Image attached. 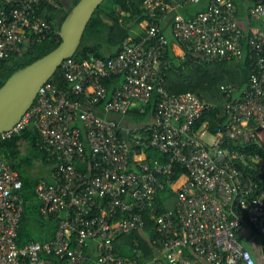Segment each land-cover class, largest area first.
Returning <instances> with one entry per match:
<instances>
[{
    "label": "built area",
    "instance_id": "obj_1",
    "mask_svg": "<svg viewBox=\"0 0 264 264\" xmlns=\"http://www.w3.org/2000/svg\"><path fill=\"white\" fill-rule=\"evenodd\" d=\"M201 2L146 0L150 21L141 41L128 38L112 58L66 60L60 70L69 89L50 80L21 121L0 135V264H86L88 254L92 264H257L238 239L242 228L258 243L264 263V188L256 181L264 179V167L256 175L245 173L237 165L248 166L251 158L230 148L231 143L264 148V0L248 10L251 20L263 24L252 32L239 24L234 0H212L190 19L180 13L185 5ZM43 8L62 11L64 4L0 0V60L22 57L25 45L49 35ZM169 21L183 60L188 55L208 63L250 60L246 89L221 88L227 125L224 132L210 133L211 145L203 142L205 133L193 129L214 106L197 94H170L164 88L166 71L173 68L165 57ZM115 77L122 83L111 92L104 81ZM154 99L152 123L141 129L99 115L127 116L136 105L146 107ZM28 126L37 130V147L53 169L51 181L41 180L35 194L42 216L57 220L58 228L52 241L20 248L23 183L1 145ZM150 148L169 161H139ZM175 165L187 172L188 180L177 190L173 210L153 217L154 245L161 255L141 262L137 242L134 258L116 253L115 239L143 231L144 214L154 213L156 197L173 188Z\"/></svg>",
    "mask_w": 264,
    "mask_h": 264
},
{
    "label": "trees",
    "instance_id": "obj_2",
    "mask_svg": "<svg viewBox=\"0 0 264 264\" xmlns=\"http://www.w3.org/2000/svg\"><path fill=\"white\" fill-rule=\"evenodd\" d=\"M145 1L106 0L91 19L80 48L73 59L84 60L89 56H94L97 59H107L117 55L123 43L132 37V31L150 21L144 9ZM164 1L171 2L172 0ZM234 2L236 5L238 4L236 0ZM258 2L259 0L253 2L251 7ZM78 3L79 0H72L71 6L69 8L64 6L62 11H55L48 8L42 9L40 14L46 17L50 23L49 35L40 43L25 45L22 57L12 56L6 60H0V89L16 72L51 54L60 46L62 42L60 36L61 26ZM201 4L195 6L185 5L180 13L187 19L193 18L198 13L206 10L207 7ZM242 12L241 8H238V21L244 15ZM245 16H248V12H245ZM141 31L139 37H134L135 42L141 41L145 36L146 31ZM171 49H173V52ZM176 52V47L172 42L165 55L166 59L171 60L173 64V68L166 71L164 81L165 90L170 94L177 95L194 93L214 106L211 112L206 113L196 123L193 129L194 132H199L206 123L209 125L208 132L210 131L214 135L219 132H224L227 119L224 117V100L220 95L221 88L226 85H236L240 91L247 88L251 78L249 58L244 60L230 58L222 62L208 63L202 58L196 56L190 57V55H188L189 57L187 56L188 58L186 60H182L175 56ZM51 82L64 91H67L70 87L63 79L60 69L51 79ZM121 83L122 79L120 77L104 81V84L111 92L121 85ZM155 103L156 101L154 99L146 107L138 104V107H134L135 109L133 108L127 116L131 117L130 119L136 124L135 126L141 129L140 124L146 121L149 114L152 116L154 113ZM99 115L106 118L103 112H100ZM117 121L119 122V120ZM39 138L37 130L32 126H28L19 135H14L1 145L4 158L19 173L23 183L21 197L24 211L18 229L17 240L20 248L31 243H48L52 241L55 238L58 228L57 220L54 218L45 219L42 216V205L35 194V189L39 182L41 180H47L33 175L32 170L37 163H43L45 166L51 167V175L53 172L52 165L47 162L45 153L37 147ZM23 143H26L28 147L27 153L25 154L22 152ZM230 148L252 159L248 160V166L241 164L237 166L247 174L256 175L257 169H260V167L254 162V157L258 155L264 161V148L255 143L247 145L231 143ZM145 152L148 155L147 162L150 165H154L156 162L164 164L169 161L168 156L154 149H145ZM131 162L133 167L132 157ZM249 166L252 167V170L249 169ZM79 169L82 170L83 168ZM173 180L175 182L173 188L167 189L164 193L156 197L155 212L148 211L144 214L146 226L143 231L131 235H121L115 239L114 248L116 253L124 257L134 258L132 249L137 242V248L143 254V260L141 262L148 263L161 255L160 248L154 245V241L156 240V221L153 217L164 211L173 210L169 205L168 198L164 199V194H169L170 197L175 198L179 187L188 180L187 172L179 165L174 166ZM47 181H51V178ZM256 181L260 189L264 188L263 178L256 177ZM127 247H129V253H127L128 250L127 252L125 250ZM92 260L93 258L88 254L86 264H92ZM162 261L163 263H167L163 257Z\"/></svg>",
    "mask_w": 264,
    "mask_h": 264
},
{
    "label": "water",
    "instance_id": "obj_3",
    "mask_svg": "<svg viewBox=\"0 0 264 264\" xmlns=\"http://www.w3.org/2000/svg\"><path fill=\"white\" fill-rule=\"evenodd\" d=\"M106 0H80L61 26V44L51 54L16 72L0 89V135L10 132L33 107L40 89L80 48L95 12Z\"/></svg>",
    "mask_w": 264,
    "mask_h": 264
},
{
    "label": "crops",
    "instance_id": "obj_4",
    "mask_svg": "<svg viewBox=\"0 0 264 264\" xmlns=\"http://www.w3.org/2000/svg\"><path fill=\"white\" fill-rule=\"evenodd\" d=\"M61 1L64 4V6L67 7V8H69L71 6V4H72V0H61ZM211 1L212 0H203V3L201 5L207 7V5ZM255 1L256 0H236V2L238 3L237 5L240 6V7L238 6V8H241V10L243 11L242 13H244V15L239 18V23H240L241 27L244 29V31H246V32H252V31H255V30L263 29V24L262 23L255 22V21L251 20L249 15L247 17L245 16V12H248V10L251 8L253 2H255ZM145 27H146V25L142 24L140 28H141V30H145ZM141 32L142 31H139V30L135 31V29H134L132 31V37L139 36ZM165 33H166V36L168 37V39L170 41V44L173 42L175 47H176V51L177 52H176L175 56H177V57H179L181 59L182 56H183V50L177 43L174 42V39L172 37V22L171 21H169V23L166 25ZM171 51L173 52V49H171ZM135 107H138V105H136ZM106 118L119 120V122L121 123L122 126L138 128V127L135 126L136 124L130 119L131 117H128V116L122 117V118H120V117L115 118V117H112V116L110 117L109 115H106ZM152 120H153V118H152L151 114H149L147 116V118H146V121H144L143 123L140 124V127H143L145 125L151 124ZM208 128H209L208 123L204 124V126L201 128V130L199 132V135H201L202 133L208 132ZM260 136L262 137V139H264V132L261 133ZM23 144L27 145L26 143H23ZM137 159L139 161H147L148 155H147L146 152L143 151L142 153H140V155L138 156ZM254 162L259 167H263L264 166V161L263 160L254 161ZM49 178H51L50 174H49ZM164 199H167V197H165V194H164ZM174 199H175V203H176V197ZM237 236H238L239 241L251 252L253 257L256 259L257 264H264V263H262V255H261V251H260V249L258 247V243L256 241L251 240L248 230L244 229V228L239 229L238 232H237ZM91 251L95 252V243H93Z\"/></svg>",
    "mask_w": 264,
    "mask_h": 264
},
{
    "label": "rangeland",
    "instance_id": "obj_5",
    "mask_svg": "<svg viewBox=\"0 0 264 264\" xmlns=\"http://www.w3.org/2000/svg\"><path fill=\"white\" fill-rule=\"evenodd\" d=\"M67 8V7H66ZM141 31V28L138 27V28H135V31ZM110 117H120V116H116V115H109ZM202 140L204 143L208 144V145H211L213 139L211 137V135L206 132L204 134V136L202 137ZM27 150H28V147L27 145L23 144L22 145V152L23 154L27 153ZM51 167H48V166H45L43 163H37V165L35 166V168L32 170V173L33 175H36V177H41V178H44V179H49V174L51 175ZM165 197L168 198V201H169V205L170 207H175V199L173 197H170L169 194H165ZM126 252L128 250L127 253H129V247L125 248Z\"/></svg>",
    "mask_w": 264,
    "mask_h": 264
}]
</instances>
